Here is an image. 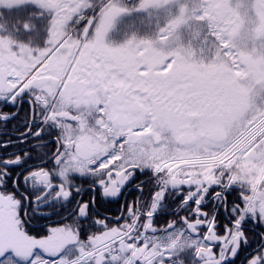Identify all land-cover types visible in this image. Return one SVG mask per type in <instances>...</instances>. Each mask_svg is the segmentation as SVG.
I'll list each match as a JSON object with an SVG mask.
<instances>
[{
	"label": "snow or ice",
	"instance_id": "obj_1",
	"mask_svg": "<svg viewBox=\"0 0 264 264\" xmlns=\"http://www.w3.org/2000/svg\"><path fill=\"white\" fill-rule=\"evenodd\" d=\"M14 7L0 264H264V0Z\"/></svg>",
	"mask_w": 264,
	"mask_h": 264
},
{
	"label": "flooded vegetation",
	"instance_id": "obj_2",
	"mask_svg": "<svg viewBox=\"0 0 264 264\" xmlns=\"http://www.w3.org/2000/svg\"><path fill=\"white\" fill-rule=\"evenodd\" d=\"M20 0H0V27L4 30V36L3 38L4 39H7L9 40V32H10V23H12V21L10 20V16H9V13H10V9H9V5L10 4H17L19 3ZM4 111H8V109H4ZM23 113H21V117H23ZM12 124H16L17 121H12L11 122ZM13 126H8V130H10ZM141 180H144L146 179V177L144 176H141L140 177ZM135 183V182H134ZM147 195V193H145ZM137 195V193L135 191H131L130 194L127 195V199L128 200H132L133 198H135ZM124 200H125V197H121L120 199V203H124ZM106 208L110 209V211L108 212V215H111V216H116L118 215V212H117V208L119 207L118 204H110V205H105ZM102 211H104V209H102ZM58 218L53 216L51 218V221H39V222H34L35 223V226L40 228V227H43L49 223H54ZM168 219H172V217L170 216H159L157 218V222L159 224H163L166 220Z\"/></svg>",
	"mask_w": 264,
	"mask_h": 264
},
{
	"label": "rangeland",
	"instance_id": "obj_3",
	"mask_svg": "<svg viewBox=\"0 0 264 264\" xmlns=\"http://www.w3.org/2000/svg\"><path fill=\"white\" fill-rule=\"evenodd\" d=\"M130 2H135V0H130ZM154 15H156V14L154 13ZM158 15H159L160 19L163 20L164 12L161 11ZM134 23H138V17H136V16L125 17V18H122L120 21H118V28L123 29L125 26L130 25V24H134ZM15 38H16V36H15L14 31L12 30V24L10 23L9 40L16 42ZM254 51H255V48L253 47L252 52H254ZM249 54H251V52Z\"/></svg>",
	"mask_w": 264,
	"mask_h": 264
},
{
	"label": "trees",
	"instance_id": "obj_4",
	"mask_svg": "<svg viewBox=\"0 0 264 264\" xmlns=\"http://www.w3.org/2000/svg\"><path fill=\"white\" fill-rule=\"evenodd\" d=\"M14 124L10 123L8 126H13ZM11 130V129H10Z\"/></svg>",
	"mask_w": 264,
	"mask_h": 264
}]
</instances>
